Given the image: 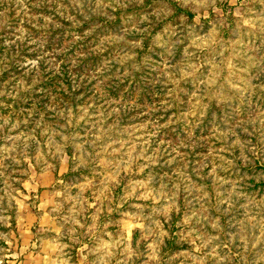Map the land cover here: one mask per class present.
Wrapping results in <instances>:
<instances>
[{"label":"rangeland","instance_id":"374dc122","mask_svg":"<svg viewBox=\"0 0 264 264\" xmlns=\"http://www.w3.org/2000/svg\"><path fill=\"white\" fill-rule=\"evenodd\" d=\"M52 1L0 6V264H264V0Z\"/></svg>","mask_w":264,"mask_h":264},{"label":"trees","instance_id":"16d2710c","mask_svg":"<svg viewBox=\"0 0 264 264\" xmlns=\"http://www.w3.org/2000/svg\"><path fill=\"white\" fill-rule=\"evenodd\" d=\"M4 1L6 0H0V6L4 5ZM24 3H27L28 7L35 9V10H40V11H44L47 12L46 9H50L56 7V2L52 1V0H22ZM145 1H151V0H145ZM76 2V7L74 4H71L70 0H65L64 3H66L65 6V10H61V12L63 13V15L66 14V17H64L63 19L61 17H59L61 19V21H63V23H65L66 25L73 27V32L76 33L77 36H81V35H85L84 33L88 30H91V33L85 37V39H94L95 35H100L103 32L107 31V29L109 28H113L116 25H119V23L121 21H123L124 19L126 20H130V18L127 17L128 13H123L120 14V10H116V12L113 13L114 17L113 18H109L108 16H105L103 14H97L96 12L90 10V9H85L84 7L78 6V2H80V0H75ZM174 3V2H173ZM175 6V11L176 13H184L186 15H188L189 17H192V14L189 13L188 10L181 8L180 6L176 5V3H174ZM14 5L9 6L7 8V11L5 12V15H7L8 17H12L13 14H15V10L13 9ZM55 13L58 15V10H55ZM73 16L72 20H68L67 18ZM75 21H78V24H75L74 26L73 23ZM3 33L0 32V43H1V39ZM71 38V36H70ZM61 40V39H59ZM85 43H83L84 46ZM82 53H84V51H82ZM79 60H83L82 58H78ZM68 95V94H67Z\"/></svg>","mask_w":264,"mask_h":264},{"label":"crops","instance_id":"0c3cea01","mask_svg":"<svg viewBox=\"0 0 264 264\" xmlns=\"http://www.w3.org/2000/svg\"><path fill=\"white\" fill-rule=\"evenodd\" d=\"M2 256H9V257H12L13 255H12V253H9V254H4V255H2ZM9 261V260H8ZM10 261H12V260H10ZM13 262H14V260H13Z\"/></svg>","mask_w":264,"mask_h":264}]
</instances>
